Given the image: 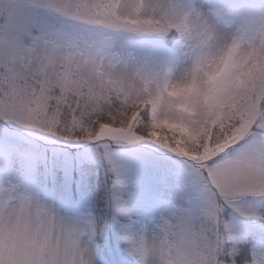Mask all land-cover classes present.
Listing matches in <instances>:
<instances>
[{
    "label": "snow or ice",
    "instance_id": "6c2138e0",
    "mask_svg": "<svg viewBox=\"0 0 264 264\" xmlns=\"http://www.w3.org/2000/svg\"><path fill=\"white\" fill-rule=\"evenodd\" d=\"M0 264H264V0H0Z\"/></svg>",
    "mask_w": 264,
    "mask_h": 264
}]
</instances>
